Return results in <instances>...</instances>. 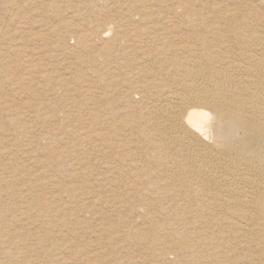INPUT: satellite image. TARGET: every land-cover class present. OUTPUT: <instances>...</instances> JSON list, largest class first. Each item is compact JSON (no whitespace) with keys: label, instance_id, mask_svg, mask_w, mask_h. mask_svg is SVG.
Wrapping results in <instances>:
<instances>
[{"label":"rangeland","instance_id":"374dc122","mask_svg":"<svg viewBox=\"0 0 264 264\" xmlns=\"http://www.w3.org/2000/svg\"><path fill=\"white\" fill-rule=\"evenodd\" d=\"M223 12L255 24L264 0H0V264H264L263 231L243 229L258 203L194 173L168 139L130 131L151 130L160 89L179 88L158 65L190 79L176 43L205 54L207 27L235 24ZM179 163L188 177L170 179Z\"/></svg>","mask_w":264,"mask_h":264},{"label":"bare ground","instance_id":"6f19581e","mask_svg":"<svg viewBox=\"0 0 264 264\" xmlns=\"http://www.w3.org/2000/svg\"><path fill=\"white\" fill-rule=\"evenodd\" d=\"M220 15L219 17L221 20L223 19L224 22L230 20L234 21L235 24L234 26L228 27L216 23V26L207 27L208 30L210 29V33L215 35L213 38L215 45L210 48H205V54L204 52L199 53L200 51H195L192 46L184 44L183 42L185 41L180 42L179 40V42L176 43V49L183 55L177 58L176 62H179L177 65L178 67L181 65L187 66V75L190 79L177 78L176 72L170 74L169 69H164V66L158 65V70L165 74L161 80L163 81L164 78L170 77L173 79V81L172 79L171 81L174 82L175 85L178 84L179 88H176L178 86L175 87L176 89L164 87L160 89L159 93L157 92L158 96L162 99V103L152 107L150 116L146 118L145 121V123L151 127L148 129L151 130L144 129V127L139 124L136 125L135 128H130V131L136 138L153 142L155 145H159V147H164L166 144L165 140L168 139L170 143H175V147L173 148L174 152L177 154L182 153L183 158L187 160H194V164H189L190 167L193 164L192 168L196 169L194 173L199 171V174L204 175L208 181H213L214 184L210 181L213 186L216 185L217 189H223L235 199L240 197L241 200L243 199L246 203L255 205L258 203L257 206L260 210L258 214L255 213L256 216L254 213L249 212L250 210H248V213L244 212L242 218H246V220L250 221L252 224L247 223L249 225L247 226L246 224V228L243 229L248 232H255L256 234H260V232L263 231L264 234V226L262 228L261 225L260 229L257 224V218L259 216H262V221L264 220V36H259L261 35L260 33L264 34V18L262 16H260L262 18L253 17L254 19L250 21H253L255 24H251L247 23L240 16H232V14L229 15L225 12ZM247 24L254 27V31H249L240 36L232 35L237 29L248 27ZM190 36L189 38H192L193 42L200 43L205 40L203 34L197 32ZM147 38L150 39V37ZM205 42L206 44L208 43L207 41ZM189 52L199 53V56L190 57L188 55ZM240 55H242L245 61L241 62L242 59L241 61L237 60ZM149 59V65H152L154 62H157V64L159 63L157 56L154 62L152 58ZM166 70L168 72L164 73ZM163 74L161 75L163 76ZM198 79L203 80L204 83L198 81ZM143 119L144 118H142V120ZM165 147L167 146L165 145ZM137 148L138 152L140 151V156L146 158L145 155L149 154V147L141 142V145ZM180 161L181 160H179V162ZM213 161L217 163L223 161L222 165L225 172L218 174V169L214 167ZM197 163L199 164L197 165ZM181 164L174 165V167L171 166L172 171H170V176L172 178L170 179L176 180L178 177L181 179L182 176L186 175L187 170L190 168L185 164ZM250 171H253V174H251ZM202 178L203 177H201V180ZM203 182L205 183L206 181L203 179ZM187 184L185 186H189ZM203 185L209 186V182ZM181 189L183 190V187ZM186 189L188 191V187ZM194 189L198 194L196 188H189V193H195ZM204 189L205 188H203V190ZM191 194H188V196H191ZM178 196H180V194ZM229 198L231 199L232 197ZM197 199L198 197L195 200ZM189 208L191 207L189 206ZM242 208L246 207H241V209ZM237 211L234 212L233 210L235 215ZM238 218L239 216L236 219ZM240 229H242V227Z\"/></svg>","mask_w":264,"mask_h":264}]
</instances>
